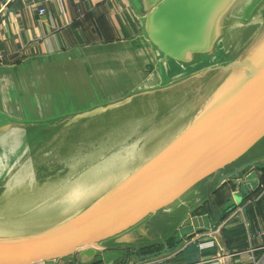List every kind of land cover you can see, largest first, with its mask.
<instances>
[{"label":"water","instance_id":"obj_1","mask_svg":"<svg viewBox=\"0 0 264 264\" xmlns=\"http://www.w3.org/2000/svg\"><path fill=\"white\" fill-rule=\"evenodd\" d=\"M128 2L133 38L0 65V264L155 260L262 185L264 0Z\"/></svg>","mask_w":264,"mask_h":264},{"label":"crops","instance_id":"obj_2","mask_svg":"<svg viewBox=\"0 0 264 264\" xmlns=\"http://www.w3.org/2000/svg\"><path fill=\"white\" fill-rule=\"evenodd\" d=\"M0 15V54L7 61L0 65L20 63L26 58L42 56L95 44L133 38L140 30L135 12L128 0H3ZM46 13L40 15L39 11ZM260 191L242 206L243 212L230 220L219 238L228 246L224 231H230L232 250L250 246L261 248L264 237V195ZM258 188V189H259ZM240 230V231H239ZM212 236L202 232L187 241L179 251L155 260L136 264H198L216 255L215 249H201L200 242ZM229 247V246H228ZM262 251H258V254ZM71 264V263H61ZM132 264V261L130 262ZM221 264H240L237 259H222Z\"/></svg>","mask_w":264,"mask_h":264},{"label":"built area","instance_id":"obj_3","mask_svg":"<svg viewBox=\"0 0 264 264\" xmlns=\"http://www.w3.org/2000/svg\"><path fill=\"white\" fill-rule=\"evenodd\" d=\"M4 11V2L3 0H0V15ZM40 15H44L46 13L45 9H41L39 11ZM7 61L6 56L3 54H0V64H4ZM264 195V188L263 191L260 195ZM243 212L242 206L238 207L234 212H232L221 224L219 229L216 232H213L211 230L209 231H204L208 232L210 234L211 239L208 241H203L200 242L198 245L201 249H215L216 250V255L212 257H208L204 260H202L198 264H221L222 259H237L240 264H264V246L261 248L250 246L246 250L243 251H234L233 253H225L221 243V239L219 238L218 235H220L221 230L226 226L227 222L230 220H236L237 217L241 215ZM238 217V218H239ZM257 237H264V230L260 229L257 232ZM258 251H262V253L258 254Z\"/></svg>","mask_w":264,"mask_h":264},{"label":"trees","instance_id":"obj_4","mask_svg":"<svg viewBox=\"0 0 264 264\" xmlns=\"http://www.w3.org/2000/svg\"><path fill=\"white\" fill-rule=\"evenodd\" d=\"M262 165H264V164H262ZM259 171L263 172V176L261 177V183L264 184V168L259 169ZM259 191H260V188L257 189L256 191H253L249 196H247V198L243 202L242 206L245 205L250 199H252L253 196H255ZM234 195H235L234 185L230 181L226 182L218 190V192L214 195L215 205H216L217 209L221 210V211L225 210L227 205L232 202ZM206 211H208V206H206ZM229 215L230 214H228V216ZM224 238L228 241V246L232 247V239L230 237V231H224Z\"/></svg>","mask_w":264,"mask_h":264},{"label":"rangeland","instance_id":"obj_5","mask_svg":"<svg viewBox=\"0 0 264 264\" xmlns=\"http://www.w3.org/2000/svg\"><path fill=\"white\" fill-rule=\"evenodd\" d=\"M264 164V162H263ZM246 189V188H245ZM199 226L200 228L205 229L206 231L209 230L210 228V216H207L206 214L202 216H196V217H191L188 218L182 228L180 229V234H186L194 231V227ZM225 253H233L234 251L232 248L228 247L225 243H221ZM132 264H136L134 260H131ZM130 261V262H131ZM130 262L128 264H130Z\"/></svg>","mask_w":264,"mask_h":264},{"label":"flooded vegetation","instance_id":"obj_6","mask_svg":"<svg viewBox=\"0 0 264 264\" xmlns=\"http://www.w3.org/2000/svg\"><path fill=\"white\" fill-rule=\"evenodd\" d=\"M113 258H115L116 260H121V259H125L126 258V254L124 252H116L113 254ZM117 262L119 261H116L114 262L113 264H117ZM129 263V262H128ZM127 263V264H128ZM119 264V263H118ZM121 264V263H120Z\"/></svg>","mask_w":264,"mask_h":264}]
</instances>
